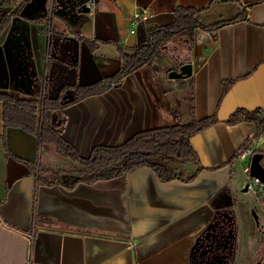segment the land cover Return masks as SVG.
Listing matches in <instances>:
<instances>
[{"label": "crops", "instance_id": "1", "mask_svg": "<svg viewBox=\"0 0 264 264\" xmlns=\"http://www.w3.org/2000/svg\"><path fill=\"white\" fill-rule=\"evenodd\" d=\"M93 1L86 12L77 11L75 3L69 17L62 1L53 13L56 28L46 33L43 60L45 65L53 49L52 89L45 83L50 96L64 85L115 72L120 53L108 40L139 45L148 28L174 19L177 6L200 9L204 24L234 20L194 30L188 59L192 74L177 77L186 81L168 76L181 61L163 49L120 84L54 112L52 124L80 155L88 156L97 144H119L143 129L193 117L214 115L218 121L191 136L195 156L171 155L163 161L175 176L163 178L144 165L93 181L64 174L51 181L45 171L37 182L32 166L38 161L50 169L77 162L60 154L54 143H41L35 131L6 124L0 99V264H192L196 240L220 197L232 201L237 221L236 264L254 263L264 243V209L258 202L264 193L242 190L251 155L240 153L264 150V132L254 135L257 111L264 109V0ZM138 10L148 15L133 23ZM7 25L0 32L3 51L16 43L5 38ZM78 35L95 39L98 46L91 50ZM26 42L36 51L41 46L35 38ZM36 90L0 84V91L19 97H38ZM65 93L71 96L70 90ZM242 113L251 118L226 121ZM261 161L264 165V154ZM241 208L256 214L249 216V236L241 226ZM245 241L255 246L244 261Z\"/></svg>", "mask_w": 264, "mask_h": 264}, {"label": "trees", "instance_id": "2", "mask_svg": "<svg viewBox=\"0 0 264 264\" xmlns=\"http://www.w3.org/2000/svg\"><path fill=\"white\" fill-rule=\"evenodd\" d=\"M53 13L52 11L50 14V29L53 27ZM17 15L18 12L14 9L1 18L0 32L9 23L12 16ZM23 16L29 20H36L39 17L37 15ZM199 18L200 9L177 6L174 19L168 23L148 28L145 39L139 45L122 46L109 39V42H115L120 53V67L115 72L103 75L91 82L64 85L59 88L57 94L50 96L45 92L40 99L33 96L19 97L0 91V99L5 105L6 124H16L35 131L41 143H54L60 154L77 162L76 165L67 169H50L42 167L38 161L32 166V172L37 182H40L42 173L45 171L51 173V181L61 177V174L73 175L74 181H93L98 178L118 175L144 165L153 168L163 178L172 177L176 175L175 172L167 168L163 161L171 155L178 157L196 155L190 140L191 136L218 121L214 115L200 119L193 117L187 122L177 121L171 125L143 129L119 144L94 145L88 156L80 155L75 147L63 138L62 130L52 124L51 116L54 112H64V109L72 103L91 95L100 94L112 86L120 84L126 75L149 64L163 49L169 48L181 63L188 62L196 28L212 30L234 20L204 24ZM78 36L91 50L98 46L95 39ZM67 90L71 91V96L64 95ZM263 111L264 109L257 111L255 120L260 117ZM250 116L251 114L245 113L239 116L232 114L226 121L234 123L240 118H251ZM259 130H261V125L257 124L254 135H258ZM260 152L264 154V150ZM261 255L260 250L258 258Z\"/></svg>", "mask_w": 264, "mask_h": 264}, {"label": "rangeland", "instance_id": "3", "mask_svg": "<svg viewBox=\"0 0 264 264\" xmlns=\"http://www.w3.org/2000/svg\"><path fill=\"white\" fill-rule=\"evenodd\" d=\"M62 1L65 3L63 12L66 13L69 17L70 12L73 9V0H0V19L14 9H16L18 12V15L12 17L10 23L7 25L6 29L10 30V33L5 37L7 40H11L13 38L16 39V43H14V45H12L11 47H7V51H3L0 48V84L10 82L11 86L15 85L16 88L18 86V88H20L21 90L35 87V89H37L36 95L39 99L45 92L46 82H48V89H52L51 83L53 79V61L50 58H52L51 56H53L54 54L53 49L51 50V52H48V55L51 56H48L47 61H45V65L43 61L45 57L44 52L46 44V33L49 30H55L56 27L54 26L56 25H53V27L50 29V12L52 8L53 11L56 12L58 3ZM23 15H37L39 17L36 18V20H29ZM38 32H41V34L45 35L36 36L35 34ZM12 33H15L16 35L14 36L12 35ZM51 34L52 33L50 32L49 40L53 41L55 37ZM33 38L38 40L37 46L41 45L38 51L30 46L28 42L25 43V41H27L28 39ZM177 79L181 82L186 81V78ZM261 132H264L262 131V128ZM244 186L242 187V190ZM259 190L261 189L259 188ZM254 191H256V189H254ZM258 200V202L264 209V196H261ZM231 204V200L220 197L219 204L216 206L214 220H216L217 217L225 216L226 214H228L229 217H231L233 226L236 230L237 221L231 211ZM240 212V221L242 223L241 226L244 225V227L246 228L244 235L249 236V230H251V228H247L249 225L248 221L250 220L249 216L251 217L252 215V219H255L256 214L247 212L244 208H241ZM262 231H264V229H262ZM211 236V238H204L206 242L202 249L199 245L200 240H196V243L194 245L192 264H236V250H234L233 252L225 251V242L223 243L220 238L216 239L215 234H212ZM254 242L255 241L250 244L245 241L242 251V259L244 261L251 255V252L254 251ZM262 247L264 250V243H262Z\"/></svg>", "mask_w": 264, "mask_h": 264}, {"label": "flooded vegetation", "instance_id": "4", "mask_svg": "<svg viewBox=\"0 0 264 264\" xmlns=\"http://www.w3.org/2000/svg\"><path fill=\"white\" fill-rule=\"evenodd\" d=\"M93 2H94L93 0H87L86 2H83L80 5H78V1L73 0L72 1V8H74L75 3H76L77 4L76 8L78 11V8L82 4H86V6L92 7ZM52 11H53V8H52L51 12ZM178 67L179 66H177L176 69H178ZM46 88H47V85L45 84V92H46ZM260 125H261V128L263 130L264 129V116L262 117V119L260 121ZM259 152H260V150H259ZM250 178H251V176L249 175L248 181L246 183L248 185H249V179ZM249 189H250V187H249ZM251 190H254V189H251ZM256 190H259V188H257ZM261 190H264V188H262ZM214 216H215V214H214ZM212 234L216 235L215 236L216 239L220 238L223 241V243L225 242L224 243V247L226 249L225 251L233 252L234 250H236V230L233 226L232 219H231V217H229L228 214H226L225 216L217 217L216 220H214V217H213L212 220L210 221V223L202 230V232L200 233V235L198 237V239L200 240L199 245H200L201 249L205 245V242H206L204 240V238L205 239L211 238ZM260 250L262 252V255L259 258H257V260L252 264H264V250H263L262 246L260 247Z\"/></svg>", "mask_w": 264, "mask_h": 264}, {"label": "water", "instance_id": "5", "mask_svg": "<svg viewBox=\"0 0 264 264\" xmlns=\"http://www.w3.org/2000/svg\"><path fill=\"white\" fill-rule=\"evenodd\" d=\"M90 7L86 6V4H82L78 11H89ZM192 74V65L191 63L184 62L180 63L178 69H172L169 71L168 76L169 77H187ZM264 116V111L261 113L260 117L256 120V123L260 126V121L262 117ZM264 131V129H263ZM263 154L259 151H254L250 156V163H249V175L251 177L257 178L263 185L264 188V165L261 161ZM249 185L246 184L243 188V190H248Z\"/></svg>", "mask_w": 264, "mask_h": 264}, {"label": "built area", "instance_id": "6", "mask_svg": "<svg viewBox=\"0 0 264 264\" xmlns=\"http://www.w3.org/2000/svg\"><path fill=\"white\" fill-rule=\"evenodd\" d=\"M148 15V12L146 10H138L136 11L134 14H133V17H132V21L133 23H137L139 22L141 19H144L146 18ZM253 153V150L252 149H243L240 153L241 156H244L246 154H249L251 155ZM249 187L251 189H257V188H260L262 189L263 188V185L262 183L255 177H251L249 179Z\"/></svg>", "mask_w": 264, "mask_h": 264}]
</instances>
